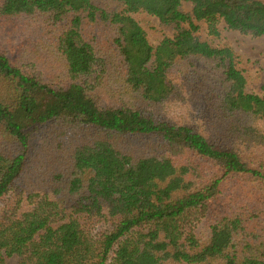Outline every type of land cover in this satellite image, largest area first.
Listing matches in <instances>:
<instances>
[{
  "label": "trees",
  "instance_id": "obj_1",
  "mask_svg": "<svg viewBox=\"0 0 264 264\" xmlns=\"http://www.w3.org/2000/svg\"><path fill=\"white\" fill-rule=\"evenodd\" d=\"M16 21L50 75L0 51V264H264V97L197 36H264V0H0ZM188 88L200 122L155 113Z\"/></svg>",
  "mask_w": 264,
  "mask_h": 264
},
{
  "label": "rangeland",
  "instance_id": "obj_2",
  "mask_svg": "<svg viewBox=\"0 0 264 264\" xmlns=\"http://www.w3.org/2000/svg\"><path fill=\"white\" fill-rule=\"evenodd\" d=\"M182 9L184 12L190 13L193 6L186 3ZM132 16L145 29L149 41L153 45H157L166 36H172V32L166 31L157 18L143 12L133 14ZM220 30L222 35L220 38H216L209 33L208 26L202 24L197 32V36L213 47H231L236 52L241 67L244 69L247 78V91L264 97V36L253 37L238 31H233L225 23H221ZM36 32L37 30L34 27H30L23 21L12 23L0 22V51L10 55L22 66H28L34 69V71L40 73L48 80L50 75L49 65L45 57L42 59V55L38 53L39 48L36 42ZM182 69H186V66L183 65ZM180 72L178 70L176 72L178 77L180 76ZM188 90L191 92V97L187 95L183 96L181 100L168 103L160 109L154 110L155 113L176 123H182L192 119L200 122L202 120V110L205 109L201 101V95L197 92L198 89L192 90L188 88ZM100 91H104L103 88H100ZM185 92L188 91L186 90ZM101 96L104 98L107 97L104 93ZM258 153L264 157V143ZM5 203L8 208V203ZM5 203L0 204V213L7 209ZM87 222L89 224L88 226L94 230L100 228L99 223L93 221ZM204 224V222H201L196 227H202ZM17 261H19V258L15 257L8 264H15Z\"/></svg>",
  "mask_w": 264,
  "mask_h": 264
}]
</instances>
